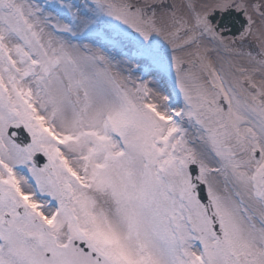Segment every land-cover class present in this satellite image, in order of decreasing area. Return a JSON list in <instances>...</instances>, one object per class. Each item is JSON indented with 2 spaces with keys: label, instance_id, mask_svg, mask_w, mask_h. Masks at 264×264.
<instances>
[{
  "label": "snow or ice",
  "instance_id": "1",
  "mask_svg": "<svg viewBox=\"0 0 264 264\" xmlns=\"http://www.w3.org/2000/svg\"><path fill=\"white\" fill-rule=\"evenodd\" d=\"M0 264H264V0H0Z\"/></svg>",
  "mask_w": 264,
  "mask_h": 264
},
{
  "label": "water",
  "instance_id": "2",
  "mask_svg": "<svg viewBox=\"0 0 264 264\" xmlns=\"http://www.w3.org/2000/svg\"><path fill=\"white\" fill-rule=\"evenodd\" d=\"M242 20V18H240ZM230 18H225V23L227 24V26L232 29L233 32L236 31V29H238L240 27V24L239 23H230L229 22Z\"/></svg>",
  "mask_w": 264,
  "mask_h": 264
},
{
  "label": "bare ground",
  "instance_id": "3",
  "mask_svg": "<svg viewBox=\"0 0 264 264\" xmlns=\"http://www.w3.org/2000/svg\"><path fill=\"white\" fill-rule=\"evenodd\" d=\"M85 43H88V41H85ZM117 59H124V58L118 56ZM122 66L123 67H127L128 65L127 64H124ZM133 66H134V62H133ZM137 74L142 75V73H137ZM147 79L151 80V79H153V77L149 76V77H147Z\"/></svg>",
  "mask_w": 264,
  "mask_h": 264
},
{
  "label": "rangeland",
  "instance_id": "4",
  "mask_svg": "<svg viewBox=\"0 0 264 264\" xmlns=\"http://www.w3.org/2000/svg\"><path fill=\"white\" fill-rule=\"evenodd\" d=\"M45 2H47V0H45ZM139 75V74H138Z\"/></svg>",
  "mask_w": 264,
  "mask_h": 264
}]
</instances>
